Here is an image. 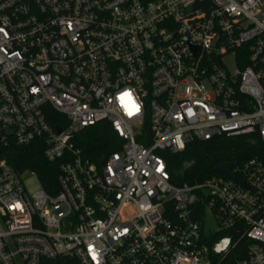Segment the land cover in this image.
<instances>
[{
    "label": "built area",
    "instance_id": "obj_1",
    "mask_svg": "<svg viewBox=\"0 0 264 264\" xmlns=\"http://www.w3.org/2000/svg\"><path fill=\"white\" fill-rule=\"evenodd\" d=\"M103 123L97 164L76 141ZM242 137L264 142V0H0V146L58 173L52 195L0 161V264H264V158L173 182L191 143Z\"/></svg>",
    "mask_w": 264,
    "mask_h": 264
},
{
    "label": "trees",
    "instance_id": "obj_2",
    "mask_svg": "<svg viewBox=\"0 0 264 264\" xmlns=\"http://www.w3.org/2000/svg\"><path fill=\"white\" fill-rule=\"evenodd\" d=\"M77 146L83 150L93 162L102 164L110 154L120 150V142L110 124L103 123L88 129L79 135ZM254 158H264V142L257 137L236 139H220L211 142H194L186 150L171 161L173 182L176 185L203 183L218 176L216 170L229 163L241 164ZM5 160L18 171L35 172L42 186L49 194L55 195L57 187V168L43 156V148L39 144L29 147L2 148L0 161ZM224 234L214 235L212 241ZM243 243L239 246L240 250Z\"/></svg>",
    "mask_w": 264,
    "mask_h": 264
},
{
    "label": "water",
    "instance_id": "obj_3",
    "mask_svg": "<svg viewBox=\"0 0 264 264\" xmlns=\"http://www.w3.org/2000/svg\"><path fill=\"white\" fill-rule=\"evenodd\" d=\"M236 163H229L227 165H224L222 167H219L216 172L219 175L227 176L231 179H235V175L233 173V168L235 167Z\"/></svg>",
    "mask_w": 264,
    "mask_h": 264
},
{
    "label": "rangeland",
    "instance_id": "obj_4",
    "mask_svg": "<svg viewBox=\"0 0 264 264\" xmlns=\"http://www.w3.org/2000/svg\"><path fill=\"white\" fill-rule=\"evenodd\" d=\"M24 181L26 182L29 191L34 192L38 189L37 185L31 177L25 178Z\"/></svg>",
    "mask_w": 264,
    "mask_h": 264
},
{
    "label": "clouds",
    "instance_id": "obj_5",
    "mask_svg": "<svg viewBox=\"0 0 264 264\" xmlns=\"http://www.w3.org/2000/svg\"><path fill=\"white\" fill-rule=\"evenodd\" d=\"M225 243H227V241H225Z\"/></svg>",
    "mask_w": 264,
    "mask_h": 264
}]
</instances>
